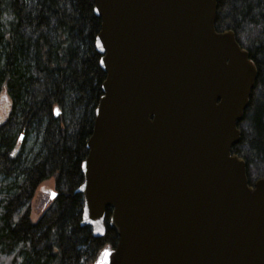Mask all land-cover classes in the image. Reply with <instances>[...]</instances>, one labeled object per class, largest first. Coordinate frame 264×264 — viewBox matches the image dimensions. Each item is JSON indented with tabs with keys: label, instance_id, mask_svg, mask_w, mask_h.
<instances>
[{
	"label": "water",
	"instance_id": "1",
	"mask_svg": "<svg viewBox=\"0 0 264 264\" xmlns=\"http://www.w3.org/2000/svg\"><path fill=\"white\" fill-rule=\"evenodd\" d=\"M106 74L81 165L94 264H264V178L232 154L257 68L218 0H94ZM99 41V43H97Z\"/></svg>",
	"mask_w": 264,
	"mask_h": 264
},
{
	"label": "trees",
	"instance_id": "2",
	"mask_svg": "<svg viewBox=\"0 0 264 264\" xmlns=\"http://www.w3.org/2000/svg\"><path fill=\"white\" fill-rule=\"evenodd\" d=\"M94 0H0V264H94L116 248L109 227H82L81 165L88 156L106 74L96 38ZM215 28L232 31L257 68L232 153L250 186L264 177V0H218ZM22 137V138H21ZM54 179L55 197L31 220L37 189Z\"/></svg>",
	"mask_w": 264,
	"mask_h": 264
},
{
	"label": "rangeland",
	"instance_id": "3",
	"mask_svg": "<svg viewBox=\"0 0 264 264\" xmlns=\"http://www.w3.org/2000/svg\"><path fill=\"white\" fill-rule=\"evenodd\" d=\"M9 113V102L4 95L0 96V123H3ZM55 193L54 179L44 182L37 189L32 202L31 220L33 223L38 222L43 212L50 205L51 198Z\"/></svg>",
	"mask_w": 264,
	"mask_h": 264
},
{
	"label": "snow or ice",
	"instance_id": "4",
	"mask_svg": "<svg viewBox=\"0 0 264 264\" xmlns=\"http://www.w3.org/2000/svg\"><path fill=\"white\" fill-rule=\"evenodd\" d=\"M97 43H99V41H97ZM22 138V137H21ZM53 197H55V193H53Z\"/></svg>",
	"mask_w": 264,
	"mask_h": 264
}]
</instances>
